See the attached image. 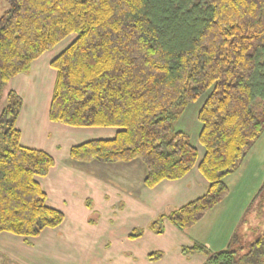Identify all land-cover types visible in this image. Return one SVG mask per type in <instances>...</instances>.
I'll list each match as a JSON object with an SVG mask.
<instances>
[{
	"label": "trees",
	"instance_id": "1",
	"mask_svg": "<svg viewBox=\"0 0 264 264\" xmlns=\"http://www.w3.org/2000/svg\"><path fill=\"white\" fill-rule=\"evenodd\" d=\"M6 2L0 15V83L28 72L33 60L74 34L49 62L55 70L49 119L116 128L110 138L72 145V162L140 160L147 187L181 178L198 162L208 182L205 191L158 214L150 230L161 233L165 219L184 230L228 194L225 177L237 170L263 131L258 112L264 109V0ZM201 95L199 159L175 122ZM6 98L0 111V232L33 237L63 220L60 210L46 204L36 180L54 159L21 144L15 121L23 101L12 89ZM86 204L91 206L89 200ZM142 232L132 229L128 237ZM181 251L205 254L203 264H264V236L242 253L210 252L199 242Z\"/></svg>",
	"mask_w": 264,
	"mask_h": 264
},
{
	"label": "crops",
	"instance_id": "2",
	"mask_svg": "<svg viewBox=\"0 0 264 264\" xmlns=\"http://www.w3.org/2000/svg\"><path fill=\"white\" fill-rule=\"evenodd\" d=\"M53 55L42 53L28 72L9 81V89L23 101L15 121L21 144L44 150L54 159L48 173L36 180L47 196L46 204L60 210L63 220L33 237L1 231L0 264H203L205 254L185 255L181 247L199 242L210 252L229 248L238 238V226L249 206L230 198L229 192L184 230L166 219L161 233L148 228L158 214L205 191L208 182L198 162L181 178L163 179L147 187L142 182L144 166L137 160L112 162L115 166L67 160L72 145L110 138L116 128L69 126L49 119L55 79L49 62ZM89 218L95 221L89 222ZM135 228H142V234L129 238ZM157 252L160 257H149Z\"/></svg>",
	"mask_w": 264,
	"mask_h": 264
},
{
	"label": "rangeland",
	"instance_id": "3",
	"mask_svg": "<svg viewBox=\"0 0 264 264\" xmlns=\"http://www.w3.org/2000/svg\"><path fill=\"white\" fill-rule=\"evenodd\" d=\"M7 8L8 3L6 0H0V15ZM73 37L74 34L65 37L46 52L50 55H56L55 52L61 51ZM9 88V83L6 85L0 83V109L7 104L6 92ZM203 100L204 95H201L196 100L189 102L181 110L175 122V128L183 130L189 135L191 143L196 147L199 154L202 153L203 147L198 142L200 122L197 119V111ZM258 116L263 123L261 135L251 144L237 170L226 176L224 180L229 188L230 198H238L244 203L243 205L245 203L246 205L249 204L238 226V238L229 246V249H236L241 253L247 249L251 241L264 236V109L258 112ZM137 162L143 164L140 160H137ZM111 164L113 163H105V165L115 166Z\"/></svg>",
	"mask_w": 264,
	"mask_h": 264
}]
</instances>
